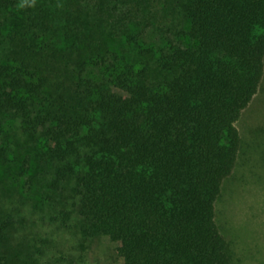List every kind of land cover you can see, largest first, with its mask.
Here are the masks:
<instances>
[{
    "label": "trees",
    "instance_id": "16d2710c",
    "mask_svg": "<svg viewBox=\"0 0 264 264\" xmlns=\"http://www.w3.org/2000/svg\"><path fill=\"white\" fill-rule=\"evenodd\" d=\"M263 79L264 0H0V192L124 264H232L215 203Z\"/></svg>",
    "mask_w": 264,
    "mask_h": 264
},
{
    "label": "rangeland",
    "instance_id": "374dc122",
    "mask_svg": "<svg viewBox=\"0 0 264 264\" xmlns=\"http://www.w3.org/2000/svg\"><path fill=\"white\" fill-rule=\"evenodd\" d=\"M181 17L176 14L177 27L183 24ZM155 34L159 33L151 30L148 36ZM237 127L241 147L236 167L216 200V222L228 242L232 264H264V79ZM17 136L23 146L28 144L23 134ZM14 199L19 214L0 246L11 264H124L117 242L106 235L80 234L77 215L63 224L51 207L40 210L30 199L18 201L19 195ZM13 200L0 192V207L15 206Z\"/></svg>",
    "mask_w": 264,
    "mask_h": 264
}]
</instances>
